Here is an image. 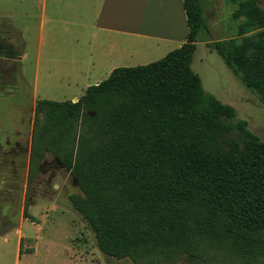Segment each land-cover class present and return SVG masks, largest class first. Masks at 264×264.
<instances>
[{"label": "trees", "instance_id": "trees-1", "mask_svg": "<svg viewBox=\"0 0 264 264\" xmlns=\"http://www.w3.org/2000/svg\"><path fill=\"white\" fill-rule=\"evenodd\" d=\"M229 2L237 33L208 45L264 108V0ZM182 3L180 48L113 70L76 102H36L29 181L47 156L69 173V207L106 258L264 264V141L203 91L191 64L208 28L200 0Z\"/></svg>", "mask_w": 264, "mask_h": 264}, {"label": "rangeland", "instance_id": "rangeland-1", "mask_svg": "<svg viewBox=\"0 0 264 264\" xmlns=\"http://www.w3.org/2000/svg\"><path fill=\"white\" fill-rule=\"evenodd\" d=\"M200 3L208 33L199 38L191 69L201 80L206 94L231 106L236 111V120L246 121L249 131L264 141V108L231 73L221 58L210 51L211 47L208 45V42L236 35L238 23L231 19L236 6L229 0H200ZM41 9L39 0H0V46L10 45L6 40L12 38L15 48L7 47L24 54L22 63L14 69L0 64V72L5 74L0 75V84L11 82L13 72L14 77L18 78L15 82L19 85L8 91L12 95L0 90V144L3 146L7 140L13 143L26 137L31 101L73 102L84 94L80 84L82 80H74L75 77L66 79L63 72L53 71L52 78L45 79L46 47L43 40L38 45L40 35L44 36V32L40 34L38 28ZM31 14L35 15L34 19L30 17ZM11 21L21 28L20 31L7 30ZM104 35L98 33L96 40H103ZM75 37V33L65 36L64 39L68 40L66 54L75 52L73 47H69V43L74 45ZM1 51L3 53L4 50L0 48ZM38 56L39 66L36 71ZM139 56L126 55V67L116 69L153 63L142 65L144 61H139L143 60ZM120 59V55L116 53L115 61L119 62ZM88 82L92 85L95 81H85L84 84ZM2 175L5 172H0V194H6L7 198H0V264H132L128 260L106 258L99 252L91 232L69 207L68 196L79 193L76 184L69 173L58 167L50 156L46 157L41 169L28 182L24 193H21V170L16 175L15 171L11 172L10 179L14 180L9 184L2 185ZM6 188L11 191L4 194ZM22 212L28 217L23 223ZM19 231L24 238L25 248L20 249L19 259L16 260ZM28 246L34 251H29Z\"/></svg>", "mask_w": 264, "mask_h": 264}, {"label": "crops", "instance_id": "crops-1", "mask_svg": "<svg viewBox=\"0 0 264 264\" xmlns=\"http://www.w3.org/2000/svg\"><path fill=\"white\" fill-rule=\"evenodd\" d=\"M39 1H41L42 9L38 28L40 34L44 32V36L40 35L38 45L43 40L44 47H46L44 77L48 80L52 78L53 71L63 72L66 74V79L75 77L74 80L76 78L82 80L80 84L84 92L88 87L97 85L98 80L108 78L116 67H126L124 64L126 55H140L139 58L143 60L139 61H144L142 65L157 61L169 52L180 48L185 43L188 32L182 0ZM30 17L34 19L35 15L31 14ZM19 29L21 28L11 21L7 30L20 31ZM69 33L76 34L74 45L69 43V47L75 49L72 54L65 53L68 40L64 38ZM98 33L105 34L103 40H96V37H99ZM6 41L10 44L9 48H15L12 38ZM133 49L135 52L132 53ZM116 53L120 55L119 62L115 61ZM23 55L20 52L15 59L0 58V64L14 69L22 63ZM38 66L39 56L36 71ZM0 75L5 76L2 72ZM10 78L11 82L0 84L2 86L0 90L8 95H12L8 91L19 87L15 82L18 78L14 77L13 72ZM85 81L95 82L91 85L90 82L84 84ZM76 101V99L73 100V102ZM36 102L31 101L30 104L26 137L13 143L7 140L4 146L0 144V172H5V175H2V181H4L2 185L13 182L14 179H10L12 171H15L16 175L21 170V193L27 190L29 182ZM9 191H11L10 188H6L3 193ZM0 198L5 200L7 195L0 194ZM21 220L23 223L27 218L23 215ZM18 236L16 260L19 259L20 249L25 248L21 231ZM27 248L29 251H34L32 247Z\"/></svg>", "mask_w": 264, "mask_h": 264}, {"label": "flooded vegetation", "instance_id": "flooded-vegetation-1", "mask_svg": "<svg viewBox=\"0 0 264 264\" xmlns=\"http://www.w3.org/2000/svg\"><path fill=\"white\" fill-rule=\"evenodd\" d=\"M58 166V165H57ZM62 169V168H61ZM63 170V169H62Z\"/></svg>", "mask_w": 264, "mask_h": 264}]
</instances>
